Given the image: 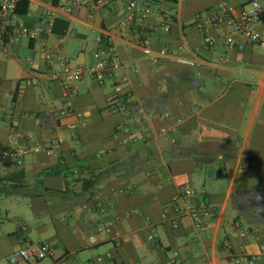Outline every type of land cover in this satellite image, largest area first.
Segmentation results:
<instances>
[{
    "label": "crops",
    "instance_id": "crops-1",
    "mask_svg": "<svg viewBox=\"0 0 264 264\" xmlns=\"http://www.w3.org/2000/svg\"><path fill=\"white\" fill-rule=\"evenodd\" d=\"M130 1L55 7L52 34L15 44L9 32L54 9L18 0L0 26V144L32 149L20 164H0V264L27 241L52 247L40 264H264V47L231 30L221 11L250 0H139L140 21L122 27ZM198 14L217 19L206 35ZM256 28L264 33V16ZM109 36L120 69L104 85L78 82L77 118H62L66 90L51 81L62 66L45 51L91 67ZM124 97L127 110H113ZM77 119L86 125L68 130ZM132 155L143 163L132 173L83 191L92 170ZM185 187L195 196L177 199Z\"/></svg>",
    "mask_w": 264,
    "mask_h": 264
},
{
    "label": "built area",
    "instance_id": "built-area-1",
    "mask_svg": "<svg viewBox=\"0 0 264 264\" xmlns=\"http://www.w3.org/2000/svg\"><path fill=\"white\" fill-rule=\"evenodd\" d=\"M46 4L54 6V9H47L43 12L39 23L34 28H25L23 26L15 29L13 32H9V42L19 43L23 39L36 40L44 35H50L53 33L55 22L57 19V13L55 7L60 10L71 13L75 7H95L101 6L107 2V0H58V5L55 6V0H41ZM18 6V0H0V26L8 27L11 19L16 13ZM139 0H131L126 15L121 21V26H132L140 21L138 14ZM224 13V20L228 24L231 30L236 34L241 35L247 40V42L264 47V33L260 32L256 25L261 20V15L264 12V7L259 0H250L248 5H245L241 10L236 12L234 8L230 7L227 3H224L222 10ZM220 20V19H219ZM217 22L216 18L212 20H206L201 14L195 16L193 23L197 26L199 31L206 35V32L210 26ZM173 21L170 17L166 18L164 31L170 32L172 29ZM206 41L210 44L213 42L210 38L206 37ZM101 48L95 51L94 60L95 64L91 67L76 66L71 63L70 60L63 56L55 57L53 54L45 51L46 59L50 63H54L57 59L62 66L60 72H55L52 75L51 81L59 83L66 90V103L60 110V116L64 119L77 118L76 111L73 106L72 97L78 93L76 84L81 82L85 78H90L97 82L99 85H104L106 80L116 73L120 67V61L118 60V51L114 45V40L111 36L106 38H99ZM226 44L229 47L238 48L240 51L245 49L243 43H238L234 38L227 39ZM27 83L36 85L38 81L36 79L28 80ZM129 98H119L111 103V108L116 111H125L128 108ZM86 123L82 119H77L66 125L68 130L77 131L81 126H85ZM128 132V130H126ZM32 153L31 148L14 149L9 157L17 163H22L23 159ZM196 192L191 187H185L182 189L181 194L177 199H183L185 197L195 196ZM199 210L207 212L208 206L205 202L199 203ZM186 212H183V215ZM188 214V212H187ZM190 214V213H189ZM195 226L197 229L205 228V219L200 214H193ZM180 223L175 221L173 223L174 228H178ZM26 226L23 225V228ZM264 249V245H263ZM53 249L46 243H34L27 241L17 251L13 252L9 256L10 264H40L43 260L53 255ZM104 258H98L93 264L103 263Z\"/></svg>",
    "mask_w": 264,
    "mask_h": 264
},
{
    "label": "trees",
    "instance_id": "trees-1",
    "mask_svg": "<svg viewBox=\"0 0 264 264\" xmlns=\"http://www.w3.org/2000/svg\"><path fill=\"white\" fill-rule=\"evenodd\" d=\"M264 16V13H262ZM13 151L12 148L0 144V164L4 167H12L15 165V161L9 157V154ZM143 163L139 160L137 155H132L126 160L116 162L112 165L107 166L102 170H92L91 176L83 179V191L90 192L91 194L106 181L116 179L121 176L128 175L132 173L137 167L141 166ZM22 178L23 174L19 173ZM16 177V176H15ZM20 187V186H17ZM49 191V189H47ZM60 193H66V191H60Z\"/></svg>",
    "mask_w": 264,
    "mask_h": 264
}]
</instances>
